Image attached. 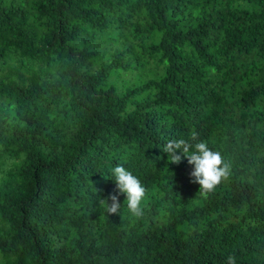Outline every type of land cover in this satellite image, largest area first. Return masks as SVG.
Returning <instances> with one entry per match:
<instances>
[{
    "label": "trees",
    "instance_id": "trees-1",
    "mask_svg": "<svg viewBox=\"0 0 264 264\" xmlns=\"http://www.w3.org/2000/svg\"><path fill=\"white\" fill-rule=\"evenodd\" d=\"M181 138L230 164L207 196ZM118 164L139 217L107 210ZM229 254L264 264V0H0V264Z\"/></svg>",
    "mask_w": 264,
    "mask_h": 264
},
{
    "label": "clouds",
    "instance_id": "clouds-1",
    "mask_svg": "<svg viewBox=\"0 0 264 264\" xmlns=\"http://www.w3.org/2000/svg\"><path fill=\"white\" fill-rule=\"evenodd\" d=\"M197 139V133H191V140ZM163 151L168 153L169 162L180 164L183 159H187L192 167L189 173L190 182L199 185V192L207 196L215 188L227 179L230 174V164L225 162L222 154L209 148L204 141H198L195 144L186 139L170 140ZM179 152V154H178ZM111 176L114 178L115 188L109 195L110 200L108 211L116 214L120 208L119 195H125L128 212L136 217L142 215L141 207L145 196V187L141 180L126 168L124 164H118L110 169ZM225 264H236V257L229 254L226 257Z\"/></svg>",
    "mask_w": 264,
    "mask_h": 264
}]
</instances>
